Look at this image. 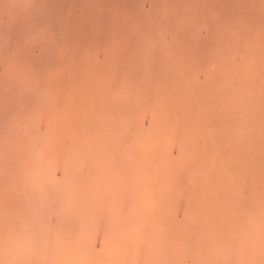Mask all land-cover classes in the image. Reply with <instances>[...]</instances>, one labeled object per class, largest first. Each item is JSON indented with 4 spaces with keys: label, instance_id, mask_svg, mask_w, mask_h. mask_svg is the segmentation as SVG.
Listing matches in <instances>:
<instances>
[{
    "label": "rangeland",
    "instance_id": "obj_1",
    "mask_svg": "<svg viewBox=\"0 0 264 264\" xmlns=\"http://www.w3.org/2000/svg\"><path fill=\"white\" fill-rule=\"evenodd\" d=\"M0 264H264V0H0Z\"/></svg>",
    "mask_w": 264,
    "mask_h": 264
}]
</instances>
